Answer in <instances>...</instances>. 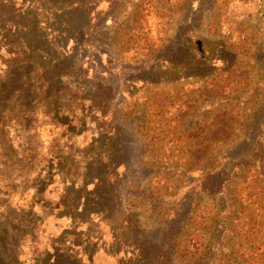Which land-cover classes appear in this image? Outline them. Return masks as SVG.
<instances>
[{
    "label": "rangeland",
    "instance_id": "obj_1",
    "mask_svg": "<svg viewBox=\"0 0 264 264\" xmlns=\"http://www.w3.org/2000/svg\"><path fill=\"white\" fill-rule=\"evenodd\" d=\"M59 1L0 0V264H126L104 174L167 263L264 264V0Z\"/></svg>",
    "mask_w": 264,
    "mask_h": 264
},
{
    "label": "trees",
    "instance_id": "obj_2",
    "mask_svg": "<svg viewBox=\"0 0 264 264\" xmlns=\"http://www.w3.org/2000/svg\"><path fill=\"white\" fill-rule=\"evenodd\" d=\"M47 1V0H45ZM86 1L95 0H60L59 5L67 4L71 2L73 5L72 11L78 13L81 17V21L84 22L88 18L84 15L83 8L86 6ZM58 11L56 8H52V13ZM83 11V13H82ZM61 12V11H60ZM59 12V13H60ZM55 16V15H54ZM262 97L264 99V91L262 92ZM261 112L264 114V103L261 106ZM262 163L264 164V152L260 156ZM108 167L98 166V170L102 173L106 171ZM105 177L100 179L95 188L91 191H88L85 186V193L89 196L86 199L84 204L83 211L86 212L88 208H91V211H98L102 215L101 219L97 222L89 223L90 231H88L90 237L91 234L95 233V229H98L100 222H106V226L110 229V234L112 235V240L109 242V246H106L108 251L114 254L123 252L124 257H127L126 264H172L171 261L175 252L177 251L176 247L178 245V237L183 235L182 231L184 226L182 225L183 220L181 215L178 212L173 213L172 215H165L162 217L160 222V228L153 232L149 230V226L141 224L138 222V218L144 217L140 215L131 216L130 214H117L116 216H109L106 211H109V208H115L116 211H119L115 205L116 193L118 191V186L116 183L108 184L104 182L109 178V174H104ZM213 176H208L209 180ZM99 180V179H98ZM209 182V181H207ZM207 186V184H205ZM116 187V188H114ZM151 208L155 213L156 207ZM106 210V211H105ZM151 216V215H149ZM148 216V217H149ZM145 223H150L148 219ZM161 237V240L156 242L154 241L155 237ZM156 235V236H155ZM101 236V235H100ZM99 240L95 243L98 244ZM168 245V247H167ZM130 250L132 251L130 258ZM60 250L56 251V260L52 264H76V260H71L73 256L64 255L68 259L67 261H61L63 257L59 256ZM167 260V261H166Z\"/></svg>",
    "mask_w": 264,
    "mask_h": 264
}]
</instances>
